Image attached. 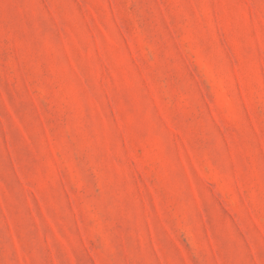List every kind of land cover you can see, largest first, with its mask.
<instances>
[{
	"label": "rangeland",
	"instance_id": "1",
	"mask_svg": "<svg viewBox=\"0 0 264 264\" xmlns=\"http://www.w3.org/2000/svg\"><path fill=\"white\" fill-rule=\"evenodd\" d=\"M0 264H264V0H0Z\"/></svg>",
	"mask_w": 264,
	"mask_h": 264
}]
</instances>
